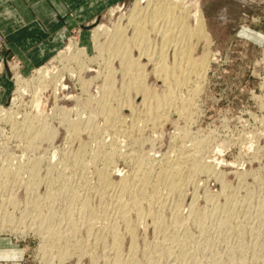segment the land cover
Wrapping results in <instances>:
<instances>
[{
  "label": "rangeland",
  "instance_id": "374dc122",
  "mask_svg": "<svg viewBox=\"0 0 264 264\" xmlns=\"http://www.w3.org/2000/svg\"><path fill=\"white\" fill-rule=\"evenodd\" d=\"M192 1L199 3L204 16L205 33H208L205 37L200 36L201 39L199 36L192 37L191 50H194L192 57L198 59L208 54L209 65L202 73L204 76L192 77L182 85L174 84V87L172 85L177 89L173 98L169 100L172 107L168 108L170 105L167 104L159 108L162 112L165 111L166 115L162 122L155 124L156 126L151 121L148 124L146 120L148 114L144 110L142 96L136 97V94H124L121 91L125 77L123 71L119 69L121 66L119 60L113 62L114 68L116 67V74L113 77L114 87L120 90L116 93L122 96L123 100L128 98L131 105L122 101L113 123L106 121L110 119L107 114L98 115L96 111L98 103L103 101V88L106 86L103 74L107 66L103 61L104 58L98 57L99 52L95 46L92 30L103 24L113 32L116 27L127 24V18L124 16H128L135 0H118L92 20L70 27L60 49L51 58L34 66L24 65L17 55L12 54L8 50L6 38L0 33V37L4 40L0 43V64L3 63L0 65L2 66L0 107L11 108L15 114L10 119L4 114L0 117V173L4 165L9 164L15 168L20 162L21 167L28 165L27 167L32 169L28 174H22L21 180L17 181L13 178V181L15 180L13 183L9 181V186L5 190L7 195L4 193L5 195L2 196L8 198L9 193L14 190L13 193L16 195H13L18 202L4 204L0 196V203L4 204L2 206L4 209L0 207V220L7 218L13 226L12 230L10 228L7 231L0 230V247H2L0 264H203L210 259L211 254L224 255L222 253H226L224 256L226 258L229 253L234 254L235 262L239 264H264V247H257L258 233L264 232V211L260 215L257 213L260 211V203L257 201L259 196L264 194V0ZM117 5H120L119 8L112 13L111 7ZM187 6L191 14L195 13L194 4L188 3ZM194 20L192 16L188 20L187 26L191 29L197 25V21ZM159 37L152 35L160 45L161 37L158 39ZM110 39H112L110 35H103L100 38L105 44H109ZM70 43L75 44L77 48L87 49L81 73L71 71L78 70L80 64L77 61L55 59L61 51L65 55L69 54ZM132 50L135 58L147 64L144 69L146 86L158 95L167 94L165 92H168L169 84L164 77L153 70V64L146 56L142 58L138 48L134 47ZM165 51L168 53L166 57L169 60L168 64L173 65L174 48L168 46ZM43 66H47L52 75L55 74V82L36 89V80L34 81L33 77L37 76L35 71ZM17 75L32 79L27 90L21 95L17 90ZM83 78L89 81L84 83ZM180 86L184 89L182 90ZM195 90L196 93H193ZM14 97L18 98L13 101ZM115 98L111 99L113 105L119 104ZM82 100L91 101L92 106H82L80 103ZM90 117L94 124L89 127L84 122ZM140 117L141 119H138ZM69 121L80 122V126L83 127L80 134L71 132ZM135 122L140 123L141 128L136 127V130L131 131ZM30 125L40 134L36 132L25 134ZM184 126H187V129ZM46 127L48 131L44 130ZM45 131L47 134H44ZM71 136L74 140H71ZM183 136L186 137L182 138ZM33 139L37 143L31 145ZM198 144L200 147L202 145L199 151H197ZM113 146L117 148L118 155L109 158L107 151ZM76 156H83L84 159L75 161ZM35 157L43 159V163L37 169L35 166H30L33 165L32 158ZM182 157L184 160L188 158L186 162ZM138 160L147 170L154 171L153 177L162 175L164 169L183 160L181 166L187 171L188 164L190 170L188 169L187 172L194 177L191 178L193 183L189 182L187 188H184V198L178 195V192H174V195L171 194L172 197L170 195V202L164 203L165 207L160 203L161 200L160 202L158 200V203L156 201L155 205H157L151 207V209L156 207L155 210H151L153 214H160L164 223L169 226L174 225L178 213L184 218L181 235L174 234L175 229L170 228L165 246H150V242L158 237V233H155L153 214L152 212L149 214L148 207L144 210L142 219H138L135 212L130 215L132 223H136L135 230H138L135 238L125 232V224L120 223L118 226L120 231L122 230L120 247H112L111 237L104 239L106 243L99 241L94 244V238L91 237L89 240L87 232L82 227L76 237H67L71 238L66 239L67 241L53 239L50 241V247H45L46 249L43 250L40 247L42 235L35 234L32 230L20 234L16 231L17 227L23 228L27 224V227L30 226L33 216L40 219L51 211L56 217L52 220V224L50 223L53 231L57 229L59 223H62V226L66 224V220L60 219L62 216L68 218L65 215L66 211H71L72 217L78 221V206L84 200L91 208L98 211L99 217L96 218L98 228H100L99 224L101 228L107 223L113 224L115 212L111 207L106 211L104 205L109 206V199L118 188L105 189L100 181V172L108 175L110 173L109 176L114 182H118L123 176L131 180L138 172ZM195 160L202 162V165L205 163L204 170L193 171L191 165ZM186 171L184 169L182 173ZM31 173L38 174L40 179L31 182L35 185V191L28 193L26 188L31 187L32 184L28 183L27 178ZM143 177L141 173L137 180L142 181ZM259 180L262 181V185L258 183ZM150 192H153L152 188ZM105 193H107L106 200L102 197ZM32 196H35L34 200L36 199L31 202L35 203L33 206L27 203ZM190 202H194L200 211L204 210L201 219L206 228L205 233L197 223L199 219L189 213ZM243 202L251 212L249 218V221L252 218L251 223L243 218L244 214H239V211L234 209L231 211L234 219L229 224L231 227L228 224L222 225L220 220L226 215L220 211L222 204L230 203L233 207H237ZM179 203L182 207L181 212L176 209ZM217 204L219 211L214 210ZM28 207L34 208L28 209ZM33 213L36 215H32ZM244 223H247V226ZM249 223L251 225H248ZM36 225L39 223L36 222ZM253 226L257 228L254 229ZM98 231L96 228L95 234ZM254 232H258L257 236ZM187 236H190L192 241ZM252 237H256L255 240ZM175 238L185 242L187 240L186 245L183 246L181 241L178 245V240ZM171 239L176 241L173 243L174 247L171 246L174 241ZM79 240L85 244L93 243L94 247H86V249L74 247L73 245ZM254 242L257 245H254ZM82 255L83 260L79 259Z\"/></svg>",
  "mask_w": 264,
  "mask_h": 264
},
{
  "label": "bare ground",
  "instance_id": "6f19581e",
  "mask_svg": "<svg viewBox=\"0 0 264 264\" xmlns=\"http://www.w3.org/2000/svg\"><path fill=\"white\" fill-rule=\"evenodd\" d=\"M188 3L195 5V7H196V11L194 10L195 13H193V14H191L192 12L190 13V8H188V6H187ZM119 6L120 5L113 6L110 9V11L112 13L115 12L119 8ZM191 16L194 17L195 20L197 21V25H196V27H193V29H191L187 26L188 20H189V18H191ZM124 18H127V20H126L127 24L116 27V29L113 32H111V29L109 27H107L103 24L96 26L92 30L93 39L95 41V46H96L97 51L99 52L98 57L104 58L103 61H105V64L107 66V69L105 70L106 72L104 71L105 73L103 74V75H105V80H106L105 81L106 86H104V88H103V95H102L103 101H100V103H98L99 106L96 109V111H97L98 115L99 114H107V116L110 119H106V121L107 122L112 121V123H113L115 121V118H116V115L118 112V107H119V105L121 106V104H122L121 102L123 101V102L131 105L129 103V99L127 98V100L126 99L123 100V97L119 96V94H118L120 90L118 91L117 87H114L115 81L113 80L114 79L113 77L116 74V69H115L116 67L114 68L115 64H113V62H114V60H119L120 65H121L119 69H121L123 71L124 77H125L123 80L121 91H123L124 94L125 93H128L129 95L130 94H136V97L142 96V103L144 105V110L148 114L146 116L147 119L146 118L145 119L148 121V124H149V121H151L154 123L153 125H155L157 123L162 122V120L164 119V116L166 115L165 111L162 112L160 109H161L162 105L167 106V104H169V105L171 104V102H169V100H171L173 98V94L177 90V89L173 88L174 84H176V86H178V84L182 85V84L188 82V80L191 79L192 77H195V76L197 77L198 75H203L202 74L203 71L207 68V65H209L208 64L209 58H207V57H209L207 54L208 52L206 53L207 55L204 54V56H202V58L196 57L198 59H194L195 57L194 58L192 57V54H194L192 52L194 50L193 51L191 50V43L193 41V39H192L193 36H199V39H201L200 36L205 37L206 34H208V33H205L206 31L204 29V24H205L204 23V16L202 14L201 7H200L199 3H197V1H192V0H135V2L133 3V5L131 7V10H130L128 16H124ZM205 28H206V26H205ZM153 34L161 37L160 45L156 42V39L152 38ZM103 35H110L112 37V39H110V41H109V44H105L104 42L102 43L100 38ZM160 37L158 39H160ZM158 42H160V41L158 40ZM194 43H196V42H194ZM167 45L169 47L174 48V63H173V65L172 64L170 65V63L168 64L167 61H169V60L166 59L167 54H168L165 51L166 48L168 47ZM134 47L139 49V52L141 53V54L140 53L139 54L142 56V58H143V56H146L148 58V61L152 62L153 68H154L153 70H155V72L161 74L164 77L165 81L169 84L168 90H167L168 92H165L167 94L158 95V94L152 92V90L150 89L149 86H146V84H145L146 81L144 80V78H145V70L144 69L146 68L147 64L141 63L142 60L139 61V58L134 57L133 50H132ZM68 48L70 50L69 54L65 55L64 52L61 51V53L58 56H56L55 59L61 58L64 61H71V60L77 61L80 64L78 70L75 69V70H71V71L81 73L83 71L82 67L84 65V57H86V55H87V49L85 47L77 48L76 45L73 43H70ZM134 52H135V50H134ZM170 58H171V56H170ZM0 68H2V66H0ZM35 73L37 74V76L33 77V80L34 81L36 80V89L37 88L39 89L40 87L48 86V84L50 82H55V80H54L55 74L52 75V73L49 72L47 66L46 67L43 66V67L38 68L35 71ZM16 77H17V84H18V88H17L18 94L21 95L23 92H25L27 90V88L30 85V81L32 79L30 80L28 78H23L20 75H17ZM200 78H199V80H200ZM199 80H198V82H200ZM83 81H84V83H86L89 80L83 78ZM166 82H165V84H166ZM194 83H196V82H194ZM172 85H173V87H172ZM183 86H185V85H183ZM187 86H189V85H187ZM198 86H197V88H198ZM181 89H182V87H181ZM196 90H195V92H193V91L192 92L196 93ZM116 91H118V93H116ZM180 92H178V93H180ZM17 98L18 97H14L13 101H15ZM113 98L117 99L119 104H117V105L114 104L115 105L114 106L111 103V99H113ZM178 98H180V97H178ZM184 99H186V98H184ZM90 102L91 101H89V100H82L80 103L82 104V106L83 105L92 106V104H90ZM176 106H177V104H176ZM170 107H172V105H170L168 108H170ZM142 109H143V107H142ZM173 109H175V108H173ZM163 110H164V108H163ZM166 110H168V109H166ZM176 110H178V109H176ZM183 110H185V109H183ZM3 114L6 117H8V119L13 118L15 116V114H14V112H12L11 108H6L5 106H1L0 107V117ZM138 119H141V117ZM142 121H143V119H142ZM69 123H70V126L72 128L71 132L76 134V135L80 134L81 131L83 130V127L80 126V122L69 121ZM84 123H86V125L90 127V126H93L94 121H93L92 117H90ZM124 123H126V122L124 121ZM81 124H82V122H81ZM118 125H120V124H118ZM139 125H140V123L138 124V122H135L131 131L136 130V127L140 129L141 127H139ZM147 125H145V126H147ZM143 128H145V127H143ZM185 128H184V131H186ZM44 130L48 131V128L46 127ZM37 131H34V126L30 125L29 129L27 130V133H25V134H29V132H36V134L37 133L40 134ZM46 131L44 134H47ZM127 131H128V129H127ZM143 131H144V129H143ZM72 136H74V135H72ZM72 136H71V140H74V137H72ZM184 137H186V136H183L182 138H184ZM131 138H134V137H131ZM136 138H138V136ZM34 141H36V140L33 139L31 142V145H34V143H37ZM110 143H112V142H110ZM197 147H199L197 150V151H199V149L202 147V145L200 147V144H198ZM116 149L114 148V146H113V148L111 147V149H108L107 153L109 154V158H112L113 155L117 154L118 151ZM118 150H119V147H118ZM120 152H121V150H120ZM129 154L131 155V153H128V155ZM182 156H183V154H182ZM32 159H33V162H32L33 165L30 164L31 162L29 164H30V166H35L36 167V168L34 167L35 169H37L38 166L40 167V165L43 163V159L41 157H35ZM83 159H84L83 156H78V157L76 156L75 157V161H79V160H83ZM187 159L188 158H186L185 160H187ZM93 160H95V159H93ZM183 160H184V158H183ZM183 160H181V162L185 161V160L184 161ZM138 162H139V160H138ZM181 162H176V164L171 165L169 167H167L168 166V164H167V166H166L167 168L163 167V168H166V169H164V171L162 170L163 174L160 175L158 172L159 175L156 177H153L155 175H152V173L154 171L151 172V170H149V169L147 170L145 165L143 163L139 162V166L137 167L138 172H137L135 177H133L131 180H129L128 178L123 176V178L121 177V179L118 182H114L112 180V178L110 177L111 176L110 173H109V175H110L109 176L107 173H101L102 172L101 171L100 172V181H101V184L104 185L105 189L106 188H112V187L118 188L117 191H114L115 194H113V196L110 195L111 199H109L110 203L108 202L109 206L104 205L106 211H108L109 207H111L112 211L115 212V218L113 217L115 219V222L113 224H109V223L104 221L105 223L108 224V226L106 224L105 227L101 228V226H100L101 224L98 223L99 227H100V228H98L97 219H96L99 217L98 211L91 208L89 203L84 200L80 203V206H78L79 207L78 208V213H79L78 221H77V219H74L72 217L73 213L71 211H66V214L65 213L64 214L68 218H64L63 216L60 218L62 220H66V224L64 226H62V223H59V226L57 227V229H55L53 231L51 229L52 225L50 226V223L52 224V220H54L56 217L54 215V212L51 211L50 213L48 212L49 213L48 215L41 216L40 219L36 218L37 216H35V217L33 216L31 219L32 223L30 226L27 227L28 224L26 223L27 225H25L23 228L17 227L16 231L20 234V233H26V232H28V230H32L33 232H35V234H38L40 236L42 235L43 240H42L40 247L43 250L46 249L45 247H50V241L53 239L54 240L57 239L58 241L65 239L64 241H67L66 239H68V240L71 239V238H67V237H73V238L76 237V235L80 232V229L82 227L87 232V234H88L87 237L89 236V240L91 239V237H92V239L94 238V241H95L94 244H96L99 241H102V243H103L104 239L106 240L108 237H111L110 239H111V242L113 244L112 247H120L121 239H122V232H121L122 230L120 231L118 226L120 225L121 222L125 224V227H126L125 232L130 234L133 238H135L134 237L135 233H136V231H138L137 229L135 230V227H134L135 226L134 224H136V223L133 224L131 217H130L132 212L136 213L138 219H140V218L142 219L144 217L143 214L145 213L144 210L147 209L146 207L149 208V211H148L149 214H151V212H152L151 210H153V209L155 210L156 207L152 208V209H151V207L153 205L154 206L157 205V204L155 205L156 201L158 203V200H159V202L161 200L162 201V202H160L161 204L162 203L163 204L169 203L170 202L169 201L170 195L173 194L174 192H178L179 193L178 195H181L182 198L185 197V195L183 193L184 188L187 185H189L188 184L189 182L193 183V182H191V181H193V179L191 180V178H194V177H192L193 175L191 176L187 172L188 169L190 168V166H187L188 164L186 165V167H189V168H187V171H186V168H184L185 171L187 172V175H185L186 172L182 173L184 171V169L181 166ZM201 163L197 160H195V162L193 164L191 163L192 164L191 168L193 169V171L200 172L201 169L204 170V164L205 163L203 165ZM184 164H186V163H184ZM21 166H22L21 162L19 164H17V166L15 168H14V166L9 165V164L3 166L1 173H0V191L2 192V193L0 192L1 197L6 194L5 190H6L7 186H9V184H8L9 181H12V183H13L15 180H17V181L21 180L22 174H28L29 171L32 170V169H30V167H27L28 165H26V167H21ZM152 168H153V166H152ZM141 173H142V176L144 175V177H143L142 181H139L137 179ZM179 173H182V174H179ZM193 174H194V172H193ZM13 178L15 179L14 181H13ZM27 179H29V181L27 180L28 183H30L32 185H31V187L29 186L28 188H26L27 189L26 191H28V193H31V192H33L32 190L35 189L34 188L35 185L33 183L35 181L39 180L40 177L38 174L34 175L31 173L30 177H28ZM31 182H33V183H31ZM258 183L262 185V181L259 180ZM24 185H25V183H24ZM48 186H49V184H48ZM104 187H103V189H104ZM151 188L153 191L152 193L150 192ZM197 189H198V187H197ZM261 190H263L262 187H261ZM13 191L14 190H12L11 194L9 193L8 196H10V197H8V198L2 197L1 201L4 202V204L7 202L8 203L18 202L17 199L13 195V194H15V193H13ZM223 192H225V191H223ZM110 194H111V192H110ZM173 195H171V197ZM34 197L32 196L31 197L32 199L29 198L30 201L28 199L27 203L29 202V204H30L31 202L36 201V199L35 200L33 199ZM102 197H103V199L106 200L107 193L103 194ZM250 197H252V195ZM249 200H250V198H249ZM167 201H169V202H167ZM257 202L260 203L259 204V206H260L259 210L260 211L257 212L260 215L262 213V211H264V194H261L259 196V201H257ZM243 203H245V202H243ZM243 203L238 204L237 207L236 206L233 207V205H230V203L226 204V205H224V203H223L222 204L223 207L221 206L220 211H221V213H223V215H224V213H226V215L224 216V218H221L220 223L222 225H227V224L229 225L230 223H232V221L234 219L231 215L232 214L231 211H234V209L239 211V214H244L243 218H245L246 221H249L251 212H249V209H248L249 207L248 208L246 207V203L245 204H243ZM4 204L2 205L0 203V207L2 208V206H4ZM33 204L35 205V203H33ZM33 204L31 203L32 206H33ZM163 204H162V206H163ZM165 204H164V207H165ZM217 205H216V209H214V210L219 211L220 208H219V205L218 206ZM171 207H172V205H171ZM32 208H34V207H32ZM32 208L28 207V209H32ZM38 208H39V206H38ZM181 208L182 207H181L180 203L176 205L177 211L181 212L180 211ZM2 209H4V208H2ZM68 209H70V208H68ZM153 213L154 212H152V214ZM189 213L194 215V217L197 220L199 219L197 221V223L199 224L202 232H204L206 230V228L204 227L203 221L201 219V215H202V213L204 214V210L200 211V209L195 205L194 202H190ZM34 214L36 215V213H33L32 215H34ZM106 215H108V214H106ZM180 215L181 214L178 213V216L176 217L174 225L169 226V225L164 223V220L160 214H158V213L153 214V220H154L153 225H154L155 233L156 232L158 233V235L156 234L158 237H155L154 241H151V242L149 241L150 246L152 245L153 247H163L164 244L166 245V240H167L168 235H169L168 230L170 228L175 229L173 232L174 234L181 235L180 232H182L183 230L182 231H180V230L182 229V227L184 225L183 224L184 220H182L184 218H181ZM111 216H110V218H111ZM252 217H253V214H252ZM186 218H188V217H186ZM57 219H59V218H57ZM98 220H100V219H98ZM251 220H252V218H251ZM8 221H9V219H7V218L0 220V230L1 231L2 230L7 231L9 228L11 230L13 229V226H11V224ZM141 221H143V220H141ZM147 221H148V219H147ZM36 222L39 223V225H36ZM56 222H58V221H56ZM53 223H55V222H53ZM217 223H219V222H217ZM250 223L248 225H251ZM244 224L246 225L247 223H244ZM142 225L143 224H141V226ZM231 225L233 226V224H231ZM246 226H244V227L247 228ZM136 227L138 228V226H136ZM226 227H228V226H226ZM254 227L255 226H253V228ZM96 228L99 230L97 234H95ZM256 228L257 227H255L254 229H256ZM197 229H199V228H197ZM253 230H252V232H253ZM257 231L260 232L259 230H257ZM254 233H256V232H254ZM257 233L255 236H257ZM184 234L186 235L187 232L186 233L184 232ZM171 235L172 234H170V236ZM177 235H176V237H177ZM258 235H259V237H258L259 240L257 243L258 244L257 247H264V232L258 233ZM251 236H253V235H251ZM187 237H188V239L190 238L189 240H191L190 236H187ZM196 237H198V236H196ZM252 238H254V237H252ZM255 238H254V240H255ZM208 239H209V237H208ZM171 240H174V239H171ZM176 240H178L177 244L179 245V243H180L179 241H181V240L180 239H176ZM55 242H57V241H55ZM104 242L106 243V241H104ZM175 242H176L175 240L172 241V244ZM181 242L183 243V246H184V245H186L187 240H186V242L185 241H181ZM92 244H88V243L85 244L79 240V242L76 241V243L74 245L73 244H71V245H73L74 247H78L79 249H82L81 247H83V249L85 247V249H86V247H94V246H92ZM213 244L214 243H212V245ZM253 244L257 245V244H255V242ZM254 245H253V247H254ZM171 246L174 247L175 245L173 244ZM57 247H59V246H57ZM198 247L201 248V246H198ZM78 248H76V249H78ZM204 253H205V251H204ZM206 254H207V251H206ZM222 254H224V255L211 254L210 259L209 260L207 259L206 261H204L203 264H237L238 263L237 261H236L237 263L235 262L234 254L229 253L227 256L228 258L224 257L226 255V253H222ZM83 255H84V253H83ZM83 255L79 259L83 260V258H84Z\"/></svg>",
  "mask_w": 264,
  "mask_h": 264
},
{
  "label": "crops",
  "instance_id": "0c3cea01",
  "mask_svg": "<svg viewBox=\"0 0 264 264\" xmlns=\"http://www.w3.org/2000/svg\"><path fill=\"white\" fill-rule=\"evenodd\" d=\"M117 1L0 0V33L24 65H38L60 49L70 27L92 20Z\"/></svg>",
  "mask_w": 264,
  "mask_h": 264
},
{
  "label": "built area",
  "instance_id": "2783aa9c",
  "mask_svg": "<svg viewBox=\"0 0 264 264\" xmlns=\"http://www.w3.org/2000/svg\"><path fill=\"white\" fill-rule=\"evenodd\" d=\"M4 40L0 37V43L3 42ZM3 63H1L0 65H2Z\"/></svg>",
  "mask_w": 264,
  "mask_h": 264
}]
</instances>
